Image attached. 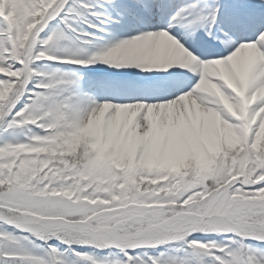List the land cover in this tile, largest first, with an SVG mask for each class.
Here are the masks:
<instances>
[{
	"label": "snow or ice",
	"instance_id": "snow-or-ice-1",
	"mask_svg": "<svg viewBox=\"0 0 264 264\" xmlns=\"http://www.w3.org/2000/svg\"><path fill=\"white\" fill-rule=\"evenodd\" d=\"M0 264H264V0H0Z\"/></svg>",
	"mask_w": 264,
	"mask_h": 264
}]
</instances>
